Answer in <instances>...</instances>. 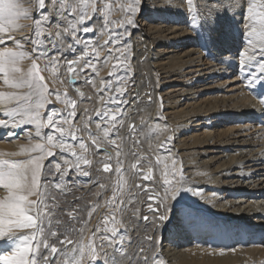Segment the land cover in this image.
Listing matches in <instances>:
<instances>
[{
    "label": "bare ground",
    "instance_id": "obj_1",
    "mask_svg": "<svg viewBox=\"0 0 264 264\" xmlns=\"http://www.w3.org/2000/svg\"><path fill=\"white\" fill-rule=\"evenodd\" d=\"M87 1L78 0L72 7L79 14L69 16L65 14L69 0H53L51 4L46 0L44 10H38L36 0H18L28 17L19 18V27L10 33H0L6 40L0 49L9 47L30 54L18 65L24 74L37 53L47 63L56 59L53 53L58 52L57 57L67 69L68 62L75 61V71L68 76L81 93L107 73L103 65L113 56L123 51L130 53L134 79L132 95L127 97L136 111L129 109V117L134 120L143 110L137 109L139 85L146 82L149 86L152 82L151 103L157 109L151 116L153 124L168 134L165 150L181 164L183 180L179 185L188 189L186 195L161 204L163 195L153 189L152 183L163 175L168 160L160 155L150 162L154 166L153 179L144 180L143 186L148 189V198L153 197L149 205L158 211L154 213L148 207L144 216L149 218L147 224L156 221L161 225L157 238L164 239L155 254L164 264H264V82L256 80L249 86L254 78L250 73L259 76L264 64L257 63L262 58L254 56L252 46L245 45L244 33L252 25L241 14L244 9L234 8V16L217 15L212 0H194L191 8L182 0H141L148 4L149 15L137 20L140 3L130 17L133 26L126 22L129 6L125 0H106L104 17L101 10L89 16ZM248 4L253 11H264V0H248ZM41 11L44 15L39 14ZM197 11L205 18L202 24L199 19L195 23L190 19L189 14L195 18ZM85 13L93 26L75 35L79 41L84 40V46L65 48L67 43L63 41V46L62 38L71 33L70 24ZM105 25L111 33L105 30L106 36L101 39L99 33ZM256 27L259 31L258 23ZM35 32L41 34L34 35ZM9 35L21 46L7 39ZM116 37L118 41L114 42ZM245 51L247 55L242 54ZM40 59L36 62L42 65ZM86 63L96 71L91 66L84 68ZM28 91L5 85L0 74V92L23 95ZM27 107L23 100L0 101V120L6 125L0 126V160L24 161L38 155L23 151L40 143L35 125L25 122ZM106 151L113 156L109 147ZM3 195L6 193L0 190ZM179 209L180 220L173 223ZM161 214L167 219L160 221ZM10 242L0 238V255L10 254L4 252Z\"/></svg>",
    "mask_w": 264,
    "mask_h": 264
},
{
    "label": "snow or ice",
    "instance_id": "obj_2",
    "mask_svg": "<svg viewBox=\"0 0 264 264\" xmlns=\"http://www.w3.org/2000/svg\"><path fill=\"white\" fill-rule=\"evenodd\" d=\"M186 2L189 8L193 7L194 0H182ZM48 3H53V0H48ZM78 0H69V6L66 15L71 16L72 13L76 12V8L72 5L77 4ZM141 0H135V7L130 6L128 12H131L133 15L136 12L137 7L140 5ZM212 3L217 7L214 11L217 15H232L235 13L233 9H241L244 11L241 13L246 21L251 23V30L244 33L245 36V45L252 46V52L254 56H259L262 59L257 60L259 64H264V11H253V8L249 6L248 0H212ZM38 10H44L46 8V0H36ZM86 8L91 7L93 12H96L95 4H86ZM198 8V4H197ZM40 15H44L41 11ZM79 14V13H77ZM27 18L28 11L22 8L18 0H0V33L6 34L10 33L12 29L19 27L17 20L21 17ZM190 19H193V22H196V19H199L200 23L205 22V18L199 14L197 11V16L193 18L191 13L189 14ZM87 17V13L80 15V22L82 23ZM74 19V17H72ZM59 22V16L56 18ZM128 25H133L134 22L132 19H127ZM259 24V31L257 30L256 24ZM37 27L39 24L37 23ZM72 35H76V24L71 25ZM91 29V26L83 27L80 29L83 32H88ZM41 33L35 32L34 35H40ZM52 35L49 34V39H52ZM7 39H11L14 44L18 47L21 46L20 41H16L14 37L9 35ZM118 41V37L115 38L114 42ZM35 44V40L31 41ZM80 41H76L79 43ZM6 43L5 37L0 36V45ZM108 44L109 42H105ZM255 45V46H254ZM71 48L72 45L70 44ZM120 51V49H117ZM111 55V52L109 53ZM247 55L245 51L242 53ZM28 54L25 51H16L9 47H3L0 49V74H2V79L5 85L13 89H22L27 88L29 91L23 95L10 92L4 93L0 92V101L7 100H23L24 103L28 106L26 110L27 120L25 121L28 124H34L39 137L41 135L40 129L43 127H48L50 133L46 136V143H38L32 146L30 149H25L26 152H38L39 155L30 156L29 159L24 161H9V160H0V190H3L6 195L0 196V238H8V240L13 241L20 240V243H16L14 251L10 254L0 255V261L3 264H56V261L63 256L65 258V264H85V261H88V264H120L122 259L135 260L137 264H155L156 256L145 254V249L139 247L135 254H129L125 246V237L127 235V230L120 232L117 227H112L106 229L107 232H110L111 235H103L99 237L101 241L99 244L96 243L97 233L100 232L99 226L96 231L93 232L91 239L85 243V229L82 227L80 229L71 228V232L78 233L79 239L74 242L73 239L69 238V230L65 229L63 233V238H60L57 234V231L52 230L53 227V217L56 215L55 209L58 207V204L55 203L56 196L49 191V185L51 181L48 179L50 174L60 173L63 176L66 172L61 171V165L59 162L54 164L53 167L50 166L45 169L44 160L46 158L52 157L55 153L52 151L53 148L60 147L62 151H67L72 157L75 158L73 167L76 171L80 172L81 175L87 177L89 176L88 171L81 170V163L85 165H91V161L83 155V152L87 151V146L82 139H78L73 132L72 120L76 116V104L71 102L72 111L67 112L64 115L60 114V111L51 108L48 110L49 114L47 115L46 124L42 120L41 110L45 109L46 105L51 103L49 100L50 95H56L57 99H60V94L58 92L50 93L48 86L45 82V78L41 75L42 69L37 64V60L40 59V54H36V58L32 60L31 68L29 71L24 74L21 72V68L18 66L19 63L26 57ZM97 57L99 53H96ZM126 59V57H125ZM117 60L120 61V57H117ZM75 61L68 62V71L70 73L75 71L74 65ZM92 67L93 72L96 71L95 67L89 63L84 65V68ZM47 67H52L55 71L54 64L47 65ZM119 67V64L116 66ZM81 69V71L84 70ZM110 75H113L110 73ZM250 76L254 77L250 79L249 86L254 83L256 80H262L264 82V70L261 71L259 76H256L254 73H250ZM114 79L118 81V86L115 89V93L112 97L109 98V102L115 105V110L111 111L107 107L103 113L97 112V116H103L107 118L108 123L111 124L114 137L119 136L120 128L116 127L117 124L120 127L123 126L122 118V109L125 104H127L126 99H124V93L126 92V79L121 76H114ZM112 91L111 88L107 89ZM36 96L37 99L35 103L32 102V97ZM83 96V93H81ZM103 99V97H101ZM120 116L121 119L118 120L117 117ZM67 125V127H64ZM0 126H6L5 121L0 120ZM100 127L99 122H97V128ZM132 131H135V126H132ZM59 134V140L57 135ZM105 141L110 143L117 149L116 152V167L113 170V166L110 163H103V172L112 173L115 171V174L118 176H123V161L119 159L121 155V150L119 145L116 143V139L113 138L110 141L107 139L109 136V129L105 128L103 130ZM89 135L92 133L89 130ZM68 136L73 142L78 143L79 148L82 150L81 154H78L72 143H68L64 140V137ZM138 143V142H137ZM92 144L95 145L97 151L100 150V145L97 144L95 138L92 139ZM166 145H162V149ZM105 155L108 160H112L113 157L107 154L105 149ZM135 155V153H133ZM138 157V162H139ZM158 162H160L158 160ZM68 163V161H65ZM175 161H173L172 169L168 168V165H165L164 175V196L159 199L161 204H166L168 199L176 200L177 196L180 193V189L177 187L179 183L182 182V174L177 178V172L179 169L175 168ZM131 167L136 169L137 173L141 175V178L145 181L152 180V171L151 167L147 173L143 172L141 167H138L137 164H132ZM44 176V183L41 182V177ZM169 175L173 176L174 179H169ZM118 184L124 183V181H118ZM57 188L60 187L59 184L55 185ZM103 188V185H99ZM136 187H141V185H136ZM30 197H36V199H30ZM150 200L153 197H149ZM51 201V203H49ZM130 202V201H129ZM111 207L114 208L112 213V223L119 224L115 217L117 214H122L126 210L127 205L125 202L119 198L118 192L116 189L113 191V198L108 202ZM121 205H124L122 208ZM99 205L92 207L88 211V217L91 218L92 212L95 211V208ZM150 210L154 213L158 209H153L149 205ZM74 211H70L67 215L72 219H77V216L74 215ZM138 211V210H137ZM167 211V207H166ZM149 218L147 216L143 217V220L147 221ZM158 219L163 221L167 219L166 215H159ZM62 221L59 218L55 219L56 226H59ZM83 225H87L88 221H82ZM70 227V226H69ZM15 229H33L31 235H24L22 237H15ZM15 237V240L13 239ZM56 237L55 243L50 244L49 239ZM154 238L149 236L147 240L152 241ZM35 241V244H33ZM59 245V247L57 246ZM71 246V247H66ZM105 248L113 250V254L109 255L104 251ZM43 249V251H42ZM152 252L155 251V248L151 249ZM71 253V255H70ZM223 254V253H221Z\"/></svg>",
    "mask_w": 264,
    "mask_h": 264
},
{
    "label": "rangeland",
    "instance_id": "obj_3",
    "mask_svg": "<svg viewBox=\"0 0 264 264\" xmlns=\"http://www.w3.org/2000/svg\"><path fill=\"white\" fill-rule=\"evenodd\" d=\"M88 1L87 4H95L96 11L101 10V16L104 17V13L106 11L104 7L107 3L106 0ZM125 1L126 5L128 3L129 7H135V0ZM141 3L140 14L137 20H142L149 15L148 12H146V10L148 9V4H145L144 2ZM101 4L102 7L100 8ZM115 7L116 10L119 9V7ZM89 8L90 10L88 11V14H94L95 12L92 11V8ZM103 8L105 9V11L103 10ZM75 14L73 13L72 15L75 16ZM126 15L129 16V18H132L135 14L133 15L131 12H128V9H126ZM78 22H76L78 23V26L76 25V35L78 34L77 32L81 31L80 29H82L83 27H88L89 25L91 27L93 26V23H91L90 20L87 19H85L82 23L78 19ZM72 23L70 24L71 31L69 30L71 33L68 35L70 37H63L64 40L62 38L61 43L63 46H65V42L63 44V41H66L67 44L65 48L76 50L81 45L84 46V43H82L84 42V40L80 41L77 45L75 41H77L79 37L77 36V38L76 36H72ZM76 23L74 22L73 24ZM107 26L108 25H105L106 28H104V31H101L102 33H99V37L101 39L106 36L104 35L106 31L107 33H111V28H107ZM119 29H122L121 25L118 26V30ZM124 32L125 31L123 30L122 33ZM73 38L75 41L73 40ZM70 44L72 45L71 48L69 47ZM85 48V50H88L87 47ZM39 50H41V48ZM119 53H117L116 56H113L114 58H111L109 62H106V64L103 65V67H107V73L102 76L101 79H98V82H94V86L91 84L92 88L89 86L90 88L84 89V91L82 92L83 96H81V91L78 90L77 84H72L70 82V76H68L70 72L66 67L67 65L62 62V59H59V57H57L58 52L53 53V56L57 54L56 59H53L51 61L49 60V62L47 63L43 62L40 59L42 65L38 64L42 69L41 75H43L45 78V82L48 86L49 92H58L60 94V99H57L56 95L49 96V100L51 101V103L47 104L45 109L41 110L43 122L46 124L45 118L49 114V109L55 108L60 111L61 115H64L67 112L72 111L71 102L74 101L76 104V116L72 120L73 132L78 139H82L85 142L87 151L83 152V155L91 161V165H85L83 163H81L80 165L82 171L89 172V176L85 177L81 175L80 172L76 171V169L73 167L75 158L72 157L67 151H62L60 147L53 148L52 151L55 153V155L44 160L45 169H47L51 164L54 170V164L60 161L59 163L61 165V171L66 170L63 176H61L60 173H55L54 175L50 174L48 177V179L51 181V184L49 185V191H51L56 196L55 203L58 204V207L55 209L56 215L53 217L52 230L57 231L58 236L60 238H63L64 230L68 229L69 238L73 239L75 242L79 239V235L78 233L71 232V228L80 229L83 227L85 229L84 242L87 243L88 240L92 238L93 232H95L97 227L99 226L100 232L97 233L96 237V243L99 244L101 242L99 240L100 236L111 235V233L107 232L106 229L117 227L120 232H124L126 229L127 235L125 237V246L129 254H135L139 247H143L145 249V254L156 255L155 264H164L162 260L157 257L155 251H151L153 246L156 249L157 246L164 241L163 237L161 238V240L157 238L158 232L162 229V227L156 221L152 224H147L148 220H143L146 209L149 207L148 205L150 203L146 192L148 189H144V180L141 178V175L137 173L136 169H133L131 167V165L137 164L138 167H141L143 169L144 173H147L149 167H151V171L153 172L154 166L150 162H152V160L156 161L157 157H161L162 155H164L165 159L168 160V168L172 169L174 158L171 157L170 153L166 152V147H164L163 149L161 147L168 142L167 140H165L167 139L168 134L163 129V127L155 126L152 121L151 116H153L154 111H157L156 107L152 105V99L154 97V85L152 84V82V86H148L146 82L139 85L136 93V97H138L137 109H140L141 107V110H143L140 115L137 113V120L134 118V121L129 117V113H131L130 110H132L133 108V104L130 102L129 98L132 95L131 84L132 80L134 79V61L132 60L130 53L128 55V52L124 53V51L120 53V55ZM89 55L90 53L88 54V56ZM117 57H120V61L116 60ZM50 64H54L55 71L52 67L46 68V66ZM118 64L119 67H116ZM110 73L113 75H110ZM115 75L122 76L123 78L125 77L124 79H126L127 81L125 85L126 92L124 93L123 98L126 99L128 104H125L122 109L123 126L120 127L119 124H117L116 126L120 128L118 138L112 135L113 129L111 124L106 122L107 118L103 116H97V112L103 113L106 107L111 111L115 110L116 106L109 102V98L114 95L115 89L118 86V81L114 79ZM99 84L102 86H100ZM96 85H99V87H95ZM108 88H111L112 91H108ZM101 97H103V99H101ZM36 99V96L32 97L33 104L35 103ZM150 111H152L153 113ZM117 119L120 120L121 117L118 116ZM97 122L101 124L99 128H97ZM133 125L135 126V131H132ZM64 127H67V125H64ZM105 128L109 129V136L107 139L110 141L111 139L115 138L116 143L117 145H119V149L121 150L119 159L123 161L122 177L116 175L115 171H113L112 173H105L102 170L104 162H109L110 164H112L113 170H115L116 167L115 159L117 149L110 143H107L105 141L104 134L102 133ZM89 130L92 133L91 136L89 135ZM40 133V143H46V136L50 133V129L48 127H43L40 129ZM56 135L57 139L59 140V134ZM93 138H95L97 144L100 145L99 151H97L95 145L92 144ZM64 140L68 143H72L74 150L78 154H81L82 150L79 148L78 143L73 142L68 136H65ZM107 147H109V149L113 151L112 160H108L107 158L105 159L104 157H102ZM133 153H135V155H133ZM168 155L169 157H166ZM138 157L140 158L139 162ZM65 161H68V163H65ZM175 168L180 170L179 172H177L178 178L181 175L182 166L180 163L176 162ZM168 178L174 179V177L171 175H169ZM121 180L124 181V183L118 184L117 182ZM163 181L164 175H162L159 179L152 183V187L155 191H158L159 194L164 196L165 186ZM41 182L44 183L43 175L41 177ZM56 184H59L60 187L57 188L55 186ZM138 184L141 185V187H136V185ZM99 185H103L104 187L101 188ZM177 187L180 189V193L176 199L187 194V188H185V192L184 188H182L179 184L177 185ZM114 189H116V191L118 192L119 198L122 199L127 205L126 210H124L122 214L116 215L115 218L120 221V223L115 225L112 223V213L114 212V208L111 207L108 203L113 198ZM30 199H36V197H30ZM49 203H51V201H49ZM95 205L99 206L95 208V211L92 212L91 218L89 219L88 211H90ZM121 207L123 208L124 205H121ZM73 210H75L74 215L77 216V219L75 220H72L67 215L68 212ZM181 213L182 209H179V212H177V214H174L172 220L173 223L178 222V219L180 220ZM56 218H59L62 221L59 226H56L55 224ZM84 220L88 221L86 226L82 223V221ZM190 223L192 224L194 223V221H191ZM33 231V229H18L16 237L31 235ZM149 236L153 237L154 239L152 241L147 240V237ZM55 241L56 237H52L49 239L50 244L55 243ZM20 242V240H15V243L11 241L9 245L6 246L7 250H4V252L11 253L12 251H14L16 243ZM33 244H35V241H33ZM57 246L59 247V245ZM66 247L71 246L66 245ZM104 251L109 255L113 254L112 249L105 248ZM56 264H65V258L61 256V258L56 261ZM85 264H88L87 260L85 261ZM120 264H137V262L135 260L122 259L120 261Z\"/></svg>",
    "mask_w": 264,
    "mask_h": 264
}]
</instances>
